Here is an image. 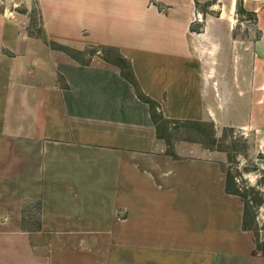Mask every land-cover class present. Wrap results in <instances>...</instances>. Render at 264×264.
Instances as JSON below:
<instances>
[{"label": "crops", "instance_id": "0c3cea01", "mask_svg": "<svg viewBox=\"0 0 264 264\" xmlns=\"http://www.w3.org/2000/svg\"><path fill=\"white\" fill-rule=\"evenodd\" d=\"M178 123L264 152V0L0 2V264H264Z\"/></svg>", "mask_w": 264, "mask_h": 264}, {"label": "rangeland", "instance_id": "374dc122", "mask_svg": "<svg viewBox=\"0 0 264 264\" xmlns=\"http://www.w3.org/2000/svg\"><path fill=\"white\" fill-rule=\"evenodd\" d=\"M23 6L20 5L18 10L20 11L21 7L23 9ZM31 11L28 33L30 36L36 32L42 35L41 15L37 7ZM25 12L22 13L28 14ZM88 50L93 55L98 49ZM111 55V59H118L116 54ZM118 62L125 66L123 61ZM177 126H180L182 137L188 140L197 139L203 145L214 146L222 152L221 169L226 176L227 190L235 192L244 201L245 225L252 230L258 246L264 248V163L261 162L264 160V152H259L261 141L258 135L255 133L245 135L239 129L227 128L218 139H215L212 136L214 129L211 125L178 123L174 127ZM185 130L188 132L184 133Z\"/></svg>", "mask_w": 264, "mask_h": 264}, {"label": "trees", "instance_id": "16d2710c", "mask_svg": "<svg viewBox=\"0 0 264 264\" xmlns=\"http://www.w3.org/2000/svg\"><path fill=\"white\" fill-rule=\"evenodd\" d=\"M239 11H240L242 14H244V15H248V16H250V14L247 13V12L245 11V9L242 7L241 4H239ZM121 61H123V62L125 63V68L127 67V69L130 71V69H131L130 65H129L125 60H121ZM123 72H124L125 75H126V69H125V70L123 69ZM130 79H131V81L133 82V84H134L136 87H138V83H137V81H136V79H135V77H134L133 75H131ZM139 94H140V93H139ZM140 95H141V97H142L143 99H145L147 102H149V103L151 104V108H152V109H155V108H156L157 105H156V102H155V101H153V100L150 99L149 97H146V96L143 95V94H140Z\"/></svg>", "mask_w": 264, "mask_h": 264}, {"label": "built area", "instance_id": "2783aa9c", "mask_svg": "<svg viewBox=\"0 0 264 264\" xmlns=\"http://www.w3.org/2000/svg\"><path fill=\"white\" fill-rule=\"evenodd\" d=\"M4 1H7V0H0V2H4Z\"/></svg>", "mask_w": 264, "mask_h": 264}, {"label": "water", "instance_id": "95a60500", "mask_svg": "<svg viewBox=\"0 0 264 264\" xmlns=\"http://www.w3.org/2000/svg\"><path fill=\"white\" fill-rule=\"evenodd\" d=\"M261 162H263V163H264V160H261Z\"/></svg>", "mask_w": 264, "mask_h": 264}]
</instances>
